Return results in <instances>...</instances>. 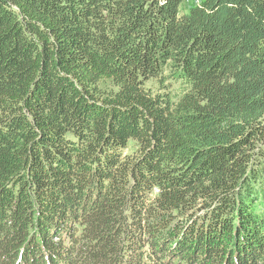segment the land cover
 Here are the masks:
<instances>
[{
    "label": "trees",
    "instance_id": "obj_1",
    "mask_svg": "<svg viewBox=\"0 0 264 264\" xmlns=\"http://www.w3.org/2000/svg\"><path fill=\"white\" fill-rule=\"evenodd\" d=\"M0 0V264H264V0Z\"/></svg>",
    "mask_w": 264,
    "mask_h": 264
},
{
    "label": "rangeland",
    "instance_id": "obj_2",
    "mask_svg": "<svg viewBox=\"0 0 264 264\" xmlns=\"http://www.w3.org/2000/svg\"><path fill=\"white\" fill-rule=\"evenodd\" d=\"M202 0H186V2L182 6V10L188 11L189 8L195 4L200 3Z\"/></svg>",
    "mask_w": 264,
    "mask_h": 264
}]
</instances>
